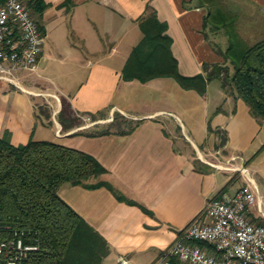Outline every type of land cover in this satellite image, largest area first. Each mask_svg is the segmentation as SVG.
I'll use <instances>...</instances> for the list:
<instances>
[{
    "label": "crops",
    "instance_id": "1",
    "mask_svg": "<svg viewBox=\"0 0 264 264\" xmlns=\"http://www.w3.org/2000/svg\"><path fill=\"white\" fill-rule=\"evenodd\" d=\"M222 1L238 15V32L245 40L264 34V0ZM44 3L47 7L38 19L44 44L50 30L54 35L62 23L65 40L72 33L71 40L83 51L74 54L78 83L68 103L77 116L104 111L106 116L97 119L104 120L110 132L89 136L82 131L87 124L79 121L63 130L56 119L61 98L42 89L31 76H18L21 82L14 89L0 83V137L7 133L14 146L33 139L86 152L106 169L86 184L105 182L135 203L119 201L106 187L63 184L58 190L60 198L108 243L102 264H116L119 259L152 264L184 228L202 218L210 200L234 195L247 178L264 196V120L255 118L220 81L212 92L208 83L205 94L199 95L182 89L172 78L140 83L122 77L125 61L141 38L138 20L147 9L166 24L180 74L195 76L203 73L204 64L225 63L227 38L204 26L207 10L197 0ZM45 58L43 45L36 72ZM44 93L50 98L53 122L49 114L40 116L36 111L37 97ZM115 114L132 121L133 129L112 130ZM99 123L92 120L94 127Z\"/></svg>",
    "mask_w": 264,
    "mask_h": 264
},
{
    "label": "trees",
    "instance_id": "2",
    "mask_svg": "<svg viewBox=\"0 0 264 264\" xmlns=\"http://www.w3.org/2000/svg\"><path fill=\"white\" fill-rule=\"evenodd\" d=\"M24 1L43 33L38 19L47 5L44 0ZM197 1L207 10L204 26L212 32H223L227 38V48L222 53L225 63L204 64L203 73L195 76L180 74L170 50L166 24L158 20L155 11L147 9L138 20L141 38L125 61L123 79L146 83L172 78L182 89L199 95L205 94L211 80L218 79L222 88L241 99L255 118L264 120V38L249 44L238 32V15L228 11L224 1ZM61 105L58 121L67 131L78 122L66 116L73 112L71 105L65 101ZM90 117L97 120L95 115ZM117 117L124 119L115 114L112 126ZM132 129L116 131L127 133ZM109 132L105 129L88 135ZM221 134V143L225 144L226 134ZM105 172L92 155L81 150L33 139L14 146L7 133L0 137V242L20 240L24 246L32 247L17 264H102L109 253L108 243L60 198L58 190L63 184L106 187L119 201L135 204L105 182L86 184ZM253 221L264 224V220ZM171 262L182 264L177 259Z\"/></svg>",
    "mask_w": 264,
    "mask_h": 264
},
{
    "label": "built area",
    "instance_id": "3",
    "mask_svg": "<svg viewBox=\"0 0 264 264\" xmlns=\"http://www.w3.org/2000/svg\"><path fill=\"white\" fill-rule=\"evenodd\" d=\"M44 35L23 0L0 1V82L16 87L20 72H35ZM244 172V171H243ZM246 173V172H244ZM200 219L152 264H264V196L250 178L234 195L210 200ZM210 247L211 250H208ZM20 240L0 242V264H17L27 250ZM116 264H131L119 259Z\"/></svg>",
    "mask_w": 264,
    "mask_h": 264
},
{
    "label": "rangeland",
    "instance_id": "4",
    "mask_svg": "<svg viewBox=\"0 0 264 264\" xmlns=\"http://www.w3.org/2000/svg\"><path fill=\"white\" fill-rule=\"evenodd\" d=\"M60 27L57 28V34L56 32L54 35L51 33H48V36L45 39L44 49L45 54L48 55V58L43 61V66H39L40 68L36 72H20L19 77L27 78L28 76H31L36 83H38L42 89L49 90L50 92H54L56 95H58L61 99V104L63 101L65 103H68L70 101L69 94H71L74 91L75 86L77 85V76L75 74V57L74 54L77 52L83 53L81 47L75 43L74 39L71 40V37H73V34L70 33L68 37L70 38L69 41L65 40V31H63V24H59ZM55 41L56 46L52 43V39ZM264 38V34L260 35L259 37H254L252 39L246 40L249 44H253L256 41ZM72 43V44H70ZM75 45V47H74ZM21 81L18 80L17 85L19 86V83ZM27 82V80H26ZM1 83V82H0ZM6 84V83H5ZM9 88L14 89L16 86L13 84H6ZM219 85V80L214 79L209 82V90L212 92L214 89H216ZM39 88L40 90H42ZM50 98L47 94H43V97H37V106L36 111L40 116H45V114H49L52 121V107L50 105V101H48ZM70 103V102H69ZM69 119L74 118L77 120V122H82L83 124H87V128L84 127L82 131H85L86 133H94L99 132L105 129H108L106 126V122L102 119H97L95 122H100L99 124H96V126H92V118L89 115H79L77 116L74 112L67 113ZM106 116V113L103 111L101 113H98L95 115L96 118L104 117ZM115 116V115H114ZM113 116V117H114ZM45 119H48L45 117ZM58 121V117H56ZM50 120V119H49ZM126 120V119H125ZM59 122V121H58ZM114 126L111 128L112 130H115L119 127L120 129H128L130 126H132V121L126 120L124 122V119L117 117V119L113 122ZM125 124V125H124ZM90 125V126H88ZM118 130V129H117Z\"/></svg>",
    "mask_w": 264,
    "mask_h": 264
}]
</instances>
